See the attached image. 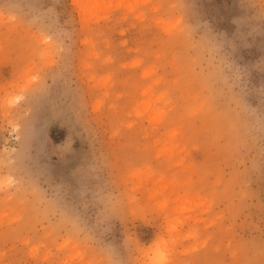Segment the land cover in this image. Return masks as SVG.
<instances>
[{
  "label": "rangeland",
  "instance_id": "rangeland-1",
  "mask_svg": "<svg viewBox=\"0 0 264 264\" xmlns=\"http://www.w3.org/2000/svg\"><path fill=\"white\" fill-rule=\"evenodd\" d=\"M0 264H264V0H0Z\"/></svg>",
  "mask_w": 264,
  "mask_h": 264
}]
</instances>
